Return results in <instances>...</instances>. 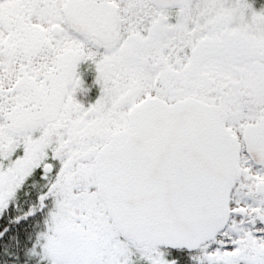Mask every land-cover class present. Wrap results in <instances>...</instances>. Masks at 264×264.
Here are the masks:
<instances>
[{
    "label": "snow or ice",
    "instance_id": "snow-or-ice-1",
    "mask_svg": "<svg viewBox=\"0 0 264 264\" xmlns=\"http://www.w3.org/2000/svg\"><path fill=\"white\" fill-rule=\"evenodd\" d=\"M0 264H264V0H0Z\"/></svg>",
    "mask_w": 264,
    "mask_h": 264
}]
</instances>
